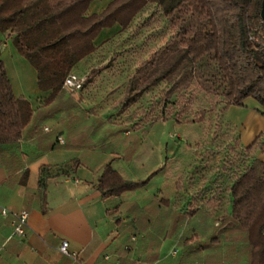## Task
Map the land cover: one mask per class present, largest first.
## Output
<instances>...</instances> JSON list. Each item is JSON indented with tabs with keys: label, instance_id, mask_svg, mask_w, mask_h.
Here are the masks:
<instances>
[{
	"label": "trees",
	"instance_id": "trees-1",
	"mask_svg": "<svg viewBox=\"0 0 264 264\" xmlns=\"http://www.w3.org/2000/svg\"><path fill=\"white\" fill-rule=\"evenodd\" d=\"M94 1L0 0V34L9 35L36 69L39 89L50 91L45 100L49 104L62 94L67 75L97 50L104 29L120 26L125 31L148 8L152 12L145 26L165 23L168 39L152 52L141 50L127 76L118 113L150 95L135 127L170 120L186 124L187 144L178 147L184 153L193 151V160L176 158L174 164L176 154H165L162 165L141 181L124 178L110 160L96 185L102 198L123 196L162 173L174 186L172 201L167 199L174 227L188 225V231L204 233L197 249L217 248L221 255L225 246V253L236 254L235 262L243 258L242 264H264V161L258 157L263 134L245 147L237 127L226 118L232 105L249 107V99L264 115L263 0H110L101 11L90 12ZM1 46L2 40L0 146L18 143L33 118L30 101L14 92ZM111 64L85 74L81 91ZM189 162L197 165L194 169L201 177L215 168L227 173L228 212L216 217L221 186L215 191L185 185L187 176L193 178L186 174ZM195 238L183 235L180 245H191Z\"/></svg>",
	"mask_w": 264,
	"mask_h": 264
},
{
	"label": "crops",
	"instance_id": "crops-1",
	"mask_svg": "<svg viewBox=\"0 0 264 264\" xmlns=\"http://www.w3.org/2000/svg\"><path fill=\"white\" fill-rule=\"evenodd\" d=\"M3 39L4 35H0ZM6 43L11 47L1 57L9 74V68L18 64L12 58H18L20 53L11 38L2 46ZM24 60L31 64L25 57ZM13 88L17 96L30 101L33 118L18 143L0 146V264L243 263V258L235 262V253H225V246L221 255L217 248L197 249V242L204 240L201 230L184 234L182 227H174L170 203L174 186L162 173L120 197L103 199L96 188L110 160L127 180L149 178L162 165L165 154L171 155L170 121L133 129L109 127L108 119L91 115L86 106V89L76 93L64 89L48 104L45 100L50 91L38 87L30 96L24 94L29 92L25 88L21 95L20 87ZM228 114L240 132L243 146L250 145L260 134L264 142L263 114L255 108L234 105ZM96 124L105 125L100 133L93 127ZM106 134L112 136V141ZM140 134L150 144L140 143ZM136 135L130 144L120 141L121 137ZM155 149L160 156L154 160ZM144 157L147 160L142 165ZM258 157L264 161V148ZM3 208L29 211L25 238L13 236L12 216L3 215ZM192 234L197 239L182 247L180 236ZM64 240L78 253L76 260L61 253L59 247ZM174 246L179 249L175 256L170 254Z\"/></svg>",
	"mask_w": 264,
	"mask_h": 264
},
{
	"label": "rangeland",
	"instance_id": "rangeland-1",
	"mask_svg": "<svg viewBox=\"0 0 264 264\" xmlns=\"http://www.w3.org/2000/svg\"><path fill=\"white\" fill-rule=\"evenodd\" d=\"M109 1L110 0L94 1L90 6V12L101 11L104 7H106ZM151 12V8L145 9L135 19L131 27L125 31H121L120 26H114L113 28H107L106 30L104 29L105 31L101 32L99 39L97 40V50L91 56L79 63L75 68V72L77 74L85 76V74L90 73L93 69L104 67L109 61H112V64L109 67L104 68L95 77L94 81L88 87H86V97L88 99L86 106L88 109H91V115L93 118L99 117L104 119L106 118V120L108 119L110 124L109 127L116 125L118 128H135L139 122L138 116L141 112V109L149 102L150 95H147L144 97L141 103L129 109L127 112L123 114L118 113V107L120 106L119 100L124 94L127 76L136 67L138 57L140 56L141 52L143 50L152 52L154 49L161 46L170 35L164 22L154 24V26L151 28L145 26L144 20L149 17ZM0 35H4L2 42L10 38L9 35L6 34L1 33ZM10 47L11 45L9 43L4 44L1 46L2 52L7 51ZM16 58L17 57L15 55V58L12 59L14 61L16 60L18 64L14 68H9L10 79L13 86L20 87L21 92H18V95H21V93H23L22 90L25 88L29 92H24V94H29L31 96L33 93L32 91L35 89L38 90L36 70L31 64L28 65L25 63L23 55L19 54L18 58ZM247 105L250 108H255L254 100L249 99L247 101ZM195 108L197 109L198 106H195ZM226 118L230 119L228 111L226 113ZM169 126H171L172 129V136L169 143L168 152L171 154L170 156L176 154L173 161L174 164L177 163L175 161L176 158L180 162L181 159L183 160V158L185 161L188 158V160L192 162L194 156L190 153L193 151L185 150L184 153V150L179 149L178 147V145L181 143L187 144L188 136L186 135V131L190 127L186 124H177L174 120H170ZM93 127L95 130L97 129V133H100L101 129L105 127V125L97 126L96 124ZM119 132L120 131H118V133ZM109 136V141H112V136ZM139 136L140 143L142 141L143 144H150V140L144 142L143 134H140ZM136 137L137 135L134 137H121L122 139H120V141L124 144H130L131 139L136 140ZM154 151L156 152H154L152 156L155 160L156 158L158 159L160 153L159 150L157 151L155 149ZM190 155L191 157L189 158ZM146 158L147 157L143 158L144 161L142 165H145V161L147 160ZM194 161L195 162H193V164L197 163L196 158ZM150 163L152 164V161H150ZM196 166L197 165L190 166L189 162V167L186 169V174L190 173L193 178L189 179L190 176H187L185 185H187L189 189L204 187L205 185L207 186V189L215 191L220 188L219 186H221L223 190H221L219 193H221L222 199L216 213V217L218 218L220 215L229 211L228 194L225 189L230 184V179L228 176H225L227 173L218 172L216 168L214 170L205 171V177H201L200 173L195 172L194 168H196ZM211 166H215V163ZM191 184L195 186H190ZM185 227L189 229L188 225H183L181 230H183L184 234L186 231H188V229H184Z\"/></svg>",
	"mask_w": 264,
	"mask_h": 264
},
{
	"label": "built area",
	"instance_id": "built-area-1",
	"mask_svg": "<svg viewBox=\"0 0 264 264\" xmlns=\"http://www.w3.org/2000/svg\"><path fill=\"white\" fill-rule=\"evenodd\" d=\"M86 76H81L77 74L75 71H71L64 81V89L69 93L80 92L84 87ZM63 141V140H61ZM3 215H11L12 216V224H13V236L18 238H25L28 231V220H29V211L26 209H22L19 211H12L8 208L2 209ZM61 253L64 255L70 256L73 259H77L78 253L70 249V243L67 240H64L59 247ZM179 252L178 247L174 246L170 254L175 256ZM107 258H109L107 256Z\"/></svg>",
	"mask_w": 264,
	"mask_h": 264
},
{
	"label": "water",
	"instance_id": "water-1",
	"mask_svg": "<svg viewBox=\"0 0 264 264\" xmlns=\"http://www.w3.org/2000/svg\"><path fill=\"white\" fill-rule=\"evenodd\" d=\"M261 17L264 22V0L262 1V6H261Z\"/></svg>",
	"mask_w": 264,
	"mask_h": 264
}]
</instances>
